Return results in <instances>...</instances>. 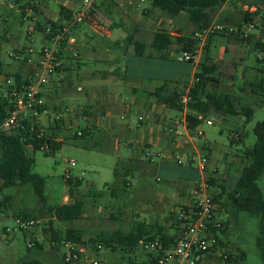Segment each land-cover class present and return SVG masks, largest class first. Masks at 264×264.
I'll return each instance as SVG.
<instances>
[{
	"label": "rangeland",
	"instance_id": "1",
	"mask_svg": "<svg viewBox=\"0 0 264 264\" xmlns=\"http://www.w3.org/2000/svg\"><path fill=\"white\" fill-rule=\"evenodd\" d=\"M29 1L37 7L39 14L32 9H27L25 5ZM78 1L0 0V81L5 77H13L15 73H19L21 79H24L32 72L34 62L37 60L36 51L46 42L43 34L34 28L36 20L40 17V21L45 25L48 21L54 22L58 20L59 5L65 6L71 3L75 5ZM120 1L121 8L120 6L118 8V5L114 6L111 0L95 3L96 6L92 7V18L89 17V19L98 31L88 24L89 19L72 30L71 34L75 42L67 46V56L63 59L61 69L52 75L43 90L47 113L41 114L37 123L41 126L42 132L52 133L51 140L61 141V144L59 148L51 152L46 149L47 145L43 150L27 149L34 160L32 171L44 178L43 202L37 201L30 184L5 187L0 190L2 203L0 206V264H21L28 260H36L40 264H65L62 261L61 244L54 245L50 239L51 231L55 228L62 230L65 227H75L89 234L113 230L125 233L135 230L142 224L144 230L154 231L156 226L152 224L155 222V214L149 217L151 208H160L162 219L158 220L157 217L158 225L161 220L163 222V217H171L173 223L174 209L180 202L178 196L180 189L190 194L195 184L201 183L202 179L208 176L219 180L225 192L231 191L235 186L239 171L244 165L242 152L255 142L252 128L257 122L264 120V107L258 103L259 97L253 92L252 86L257 68L264 67V51L253 48L255 39L264 41L263 14L258 12L255 15L248 9L245 10L251 13L250 16L254 19L253 22H248L253 24L252 28H244L245 34L251 36L249 39L245 38L242 41L229 39L228 31L215 33L208 36L203 45L204 47L208 43V50L205 51L202 48L194 57V60L200 62L207 56V63L215 66L212 76L216 83H211L206 90L230 95L237 109L251 108L252 116L249 121H246V117L242 114L222 117L211 113L197 127L203 132L202 136L197 137L193 131H190L189 137L180 138V146L167 140V143L152 145L145 153L141 152L136 137L138 116L142 114L140 109L133 108L126 113L124 120L130 124V128L124 133L106 125L94 127L91 133L77 136L78 131L86 129L88 118L83 119L84 114L81 109L78 110L79 107L73 97H83L86 87L81 80L92 77L95 72L91 73V71L105 67L107 71L114 73L112 69L117 63L116 58L120 56V44H115L113 37L118 32L123 37L131 34L133 39L148 44L154 31L169 30L166 22L167 15L158 9L151 8L148 0H144L138 7L124 0ZM240 1L248 6L253 2V0H230L227 7L225 6L213 22L226 29L235 28L238 24H248L241 20L242 13L245 11L240 5L235 4ZM20 5L24 7L21 8ZM144 8L148 10L145 11ZM22 11L24 18L21 16ZM171 19L180 25V22L183 24L184 19L187 21V15L183 13V17H171ZM101 25L106 29L112 26L117 27V25L120 28L114 29L117 33L112 37L102 36L103 40L100 37L103 34L99 33ZM180 28L183 31V27ZM84 31L90 35L85 38L87 41L83 39ZM172 31L179 30L172 28ZM86 44L94 45L96 48L89 49ZM124 48L126 47L122 49ZM29 49L33 52L29 53ZM149 49L148 47L147 50ZM177 49L176 46L175 50ZM77 54H80L81 58ZM77 59L82 60L83 63L76 65ZM137 59L140 58L128 56L126 59L125 64L131 72L133 70H138L142 74L154 72L158 77L163 76L162 80L172 82H176V79H173L175 76H180L179 81H185L190 74L191 63L187 61L168 57L164 61L157 62L158 66L149 68L136 63ZM69 67L74 73L81 74L82 79H76L74 73L68 80L58 77L59 74H66ZM107 92L105 97L110 98L112 91L107 90ZM116 92L113 96L117 100L119 93V101L131 95L128 87L122 88L121 91L117 88ZM65 108L70 112H65ZM165 111L167 114L175 113L172 109ZM56 115L61 117L63 124L60 128L53 130ZM119 115V113L115 114L118 123L122 122ZM158 120V128H162L164 124L165 129L170 122V120L162 122L161 117ZM206 120H210L212 124L206 125ZM92 122L95 124L94 118ZM141 123L143 126L141 130H143L148 125V121L143 120ZM203 147L208 149L205 150ZM203 155H206L208 161L205 170L200 172L197 169L198 157ZM130 157L133 161L126 163L127 158ZM192 157H195V160L192 161ZM68 160H73L75 165L70 167ZM115 167L119 169L118 176L113 173ZM126 168L131 170L128 178L131 185L123 186L122 178ZM65 170L69 171L72 181H79L73 189V198L82 200L83 212L79 219L58 223L48 209L73 199L69 196V187L65 183ZM257 185L264 198V172L257 180ZM91 192H101V194L97 196ZM217 192L219 188L215 186H210L208 189L209 194ZM160 197L162 198L158 204ZM220 201L226 203V195ZM217 207L220 206L216 205V209ZM218 214L220 220L228 223L226 234L220 237L221 240L224 243L227 242L230 249L245 252L244 264H263L255 246L258 217L244 211L232 212L223 208L218 210ZM18 218H33L40 220V223L33 229L22 230L16 223ZM87 237L88 234H85L84 243L87 242ZM34 239L38 246L33 244L27 246V243ZM86 244L81 245L87 246ZM93 254L99 264H143L146 261V252L141 248V244H138L131 252L117 246L116 250L102 247ZM200 264L226 263L207 256Z\"/></svg>",
	"mask_w": 264,
	"mask_h": 264
},
{
	"label": "trees",
	"instance_id": "2",
	"mask_svg": "<svg viewBox=\"0 0 264 264\" xmlns=\"http://www.w3.org/2000/svg\"><path fill=\"white\" fill-rule=\"evenodd\" d=\"M228 1L229 0H148L151 8L158 9L167 15L176 16L181 12L185 13L187 15V24L192 27L190 34L172 36L165 30L155 31L152 33L150 39L149 46L151 51L149 53L145 52L147 44L141 40L133 39L131 34L126 36V41L128 44H132L135 55L159 58H167L170 45L175 43L180 51L186 50L191 52L192 57L187 60V62L193 63L194 57L196 56L194 50L197 40L193 39L192 35L207 27L212 22L218 10ZM93 6L96 5L94 4ZM23 7L24 5L21 6V8ZM30 7L36 14L38 13L35 5L31 4ZM92 13L93 10L91 9L90 15ZM257 13V11L253 12L255 15ZM242 14V22H253L254 19L250 16L251 13L245 11ZM71 15V9L59 5L57 21L70 19ZM21 16L22 18L24 17L23 11L21 12ZM46 25H50V30L54 32L58 28V25L53 21H48ZM46 25L40 21L39 17L36 20L34 28L41 32L45 39H48L50 33L48 34L45 32ZM240 28L241 25L238 24L235 30L229 32L228 38L242 41L245 40V38L249 39V37H251L250 35L244 36L243 33L240 32ZM62 46L64 47V45ZM253 48L258 51H264V41L255 39ZM203 49L205 51L208 50V43H206ZM59 54L62 58H66L67 51L61 50ZM207 60L208 57L206 56L205 59L197 63L196 71L193 75V82L187 87L189 101L185 106L188 110L185 114L186 129L191 132L194 131L202 120L211 113L218 114L222 117L226 115L242 114L246 117V121H249L252 116L251 108L241 107L237 109L230 95L206 90L211 83H216L215 78L212 76V70L215 66L208 64ZM58 70L59 69H57V71ZM256 72V77L252 84L253 92L259 97L258 103L264 107V67L257 68ZM13 78H15L17 82L21 80L18 73H15ZM176 83L177 81H164L160 86L151 91H145L144 93L147 97L152 98L159 104H164L169 109L181 111L183 106L179 103V99L183 95L185 86L183 85L182 88H178ZM10 105V97L0 93V125L7 116L11 108ZM62 124L63 121L61 118L54 119L52 129H58ZM31 126H33V130L30 131ZM40 129L41 126H39L37 122L32 124L23 122V126L17 128L13 133H6L0 129V190L5 187L30 184L37 201L43 202L44 178L32 171L34 160L28 154L27 149L43 150L45 148L42 149V146L47 145L46 149L51 152L60 147L61 141L51 140L52 133L48 134L42 132ZM39 133L41 135L37 136ZM252 133L255 136V142L242 152L244 165L239 171L234 188L231 191L225 192V188L219 183V180L211 176L205 178V181L208 187L215 186L219 188V192L211 194L213 202L220 206L217 207V212L220 208H223L224 210L232 212L244 211L251 216L258 217V231L255 237V246L257 254L264 264V198L257 185V180L264 172V120L254 125ZM84 134H89V129L80 131V134H77V136L81 137ZM130 171L129 168H126L123 173V186L128 184ZM113 173L115 176L120 175L117 167L114 168ZM65 183L69 187V196L73 198V189L79 184V181H72L70 178L66 179ZM197 184H195L194 187H196ZM91 193L97 196L101 194V192ZM224 195H226L227 198L226 203L220 201ZM1 204L0 202V206ZM48 210L58 223L64 221L71 222L81 217L83 202L81 199L73 198L70 202L49 207ZM227 227V221L223 222L220 231L223 236L226 234ZM85 234H88L87 244L84 243L83 239ZM50 239L54 245L64 240H69L79 244H86L92 249H97L96 245L99 244L101 247L110 250H116L117 246H121L131 252L135 250L142 240L160 239L163 242H167L172 239V235H169L160 227L154 231H146L144 230V225L140 224L135 230L125 233L120 232V230H113L111 232L100 231L89 234L75 227H65L62 230L60 228H55L51 231ZM218 240L219 244H223L225 247L230 248L227 242L224 243L221 238ZM31 243L38 246L35 239ZM245 259L246 255L244 251L231 249V252L228 253L227 258L223 259V261L226 264H244ZM154 261L155 255L146 252V261L143 264H154ZM21 264H40V262L28 260L23 261Z\"/></svg>",
	"mask_w": 264,
	"mask_h": 264
},
{
	"label": "built area",
	"instance_id": "3",
	"mask_svg": "<svg viewBox=\"0 0 264 264\" xmlns=\"http://www.w3.org/2000/svg\"><path fill=\"white\" fill-rule=\"evenodd\" d=\"M101 0H79L77 7L72 10L70 19L63 21H54L58 28L56 31L50 30V25H46L45 32L50 33V37L45 39V44H42L36 51L37 60L32 72L26 78L19 82L13 77H5L0 81V93L10 97V110L0 125V129L6 133H13L17 128L23 126V122L35 123L40 120L43 113H47L45 108L43 90L47 86L50 78L57 69H61L63 59L59 51H68L67 46H71L75 39L72 36V30L90 17V11L93 5ZM129 4H134L138 7L144 0H124ZM31 1L25 6L31 9ZM11 7V4H9ZM24 18V17H23ZM244 26V27H243ZM240 32L245 34L244 28H252L253 24H243ZM235 28L223 27L220 24L211 22L207 27L192 35L193 39L197 40L195 54L199 53L208 36L224 31L231 32ZM64 45V47L62 46ZM29 53L33 51L28 50ZM10 56H12L10 54ZM192 57L191 52L186 50L179 51L178 59L187 61ZM189 101L188 88L179 99V103L185 108ZM65 112H70L65 108ZM61 118L56 115L55 119ZM140 119V118H139ZM182 122L185 125V114H181L178 119L170 120L166 131L172 132L173 128ZM206 125H211L210 120L205 121ZM33 126L30 127V131ZM194 135L200 137L203 132L197 127L193 131ZM80 134V131L77 132ZM39 133L37 136H40ZM45 147L42 146V149ZM152 161V158H150ZM192 161L195 157H192ZM208 161L206 155L198 157L197 169L200 172L205 170V165ZM70 167H73L74 161L68 160ZM71 175L68 170L64 172V179H70ZM208 184L203 178L201 183H198L192 190V198L189 204L180 205L174 209V223L176 229L172 234V239L163 242L160 239H145L140 242L141 248L155 255L154 264H200L207 256L214 259L227 258L230 248L219 244L221 234V225L223 220L219 219V214L216 211V204L212 200L211 194L208 193ZM18 228L29 230L35 228L40 220L33 218L16 219ZM63 249L62 261L65 264H99L95 259L94 254L101 249V245H96L97 249H92L88 245L83 246L69 240L60 242ZM32 243L28 242L27 246Z\"/></svg>",
	"mask_w": 264,
	"mask_h": 264
},
{
	"label": "crops",
	"instance_id": "4",
	"mask_svg": "<svg viewBox=\"0 0 264 264\" xmlns=\"http://www.w3.org/2000/svg\"><path fill=\"white\" fill-rule=\"evenodd\" d=\"M119 1L120 0H115V1L111 0V3L114 6L118 5V8H119V6L121 8V1L120 2ZM229 2H230V0L228 2H226L218 10V12L215 14L212 22L217 19L219 13L225 8V6L227 7V4H229ZM77 4L74 5L71 3L69 5H65V4L64 5L67 8L72 10L73 8L75 9L77 7ZM235 4L240 5L242 7V10H244V11L247 9L249 12L257 11V12H260L261 14H263V16H264V0H253L252 4H250L249 6L247 4H243L241 1L238 3H235ZM101 7H103V6H101ZM103 9H105V8L103 7ZM144 9H145V11L148 10L147 8H144ZM90 17H91V15H90ZM171 17L181 18V17H183V13L181 12L180 14H178L176 16L167 15L166 22L168 24L169 30L168 29H161V30L167 31L172 36L189 35L190 34L192 27L187 24V21L185 19H184L183 24H182V22H180V25H179L177 21H176V23H174L173 22L174 19H171ZM87 21H88V24L92 28H95V30H96L94 23L90 19ZM241 26H243V25H241ZM80 27L78 29H80ZM180 27H183V31H181ZM99 28L101 30V31H99V33L103 34L100 37L104 40V38L102 36H105V37L111 36L112 37L113 34L115 35L117 33V32H114V29L120 28V26L119 25H117V27L112 26L110 29H106L101 25V26H99ZM172 28L174 30H179V31L173 32ZM96 31H98V29ZM157 31H160V30H157ZM82 33H83V39L84 40L86 37L90 36L85 31ZM247 35H249V34H244V36H247ZM126 36L123 37V36H121L120 32H118L116 34V36L113 37L114 43L120 44V56L116 58L117 63L114 64V68L112 69L114 71V73H111L110 70L107 71V68L102 67L100 69L91 71V73L95 72V74L92 77H89V78L86 77V78L82 79L81 74L76 73V72L74 73L72 71V68L69 67L67 69L66 74H64V73L61 75L59 74L58 77H64L68 80V79H70V77L74 73L76 79H82L81 81L84 84V86L86 87L84 95H83V97H73V100L77 102L76 105L79 107L78 110L81 109L82 113L84 114L83 119L85 120L86 118H88V120L86 121V123H87L86 129H89V133H91L92 128H94V127H103L106 125L110 126L112 129L119 130L120 133L126 132L127 130H129L130 124L124 120L125 115H127L126 113H129L131 111V109L135 108V109H140L142 111V114L138 116L139 125L136 128V133H137L136 137L138 139L137 143L141 148V152L146 153V151H148V149L151 148L152 145H158L159 143L164 144V143H167V140H171L176 146H180L181 145L180 138L189 137L190 131L186 129L185 125L182 122H178V124L173 128V131L167 133V131L163 128L164 124H163L162 128H158V125H159L158 119L161 117L162 122H164V123L167 121L169 122V120L178 119V117L181 114H186L188 112L187 108L185 107L181 111L175 110L174 114H167L165 110L169 109L168 107H166L164 104H159V103L155 102L152 98L147 97L144 93L145 91H151L154 88L160 86L164 81V80H162L163 76H161V77L159 76L160 77L159 78L157 76V74L154 72H151L148 74H142L138 70H133V72H131L129 70V68L127 67V65L125 64L128 56H132V58H134V57L140 58V59H137L135 62L136 63L138 62L142 67H149V68L158 66L157 62L164 61L168 57H171V58L176 59L178 61H184V60L178 59V54H179L180 49L175 50L177 45L175 43H173L170 45V47L168 49L167 58L137 56L134 54L132 44L127 43ZM85 41H87V40H85ZM80 42H82V41L80 40ZM209 42H210V40H209ZM84 43L85 42H83V44ZM125 43H127V44L124 46ZM149 43H150V41H149ZM149 43L147 44V48L148 47L150 48ZM86 47H88L89 49L96 48L94 45L91 46L89 44H86ZM123 47H126V48L122 49ZM147 48H146L145 52L149 53L151 51V48L149 50H147ZM173 52L174 53L176 52V54H172ZM78 56H79V58H81L80 54ZM27 58L28 57H26V59ZM36 59H37V57H36ZM76 61H77V62H75L76 65L83 63L82 60L79 61L77 59ZM35 62H36V60H35ZM197 63H198V61L194 60V62L190 64V74H189V77L187 80L179 81L178 78L180 76L173 77V79H176V81H178L176 83L178 88H182L184 85L185 89H186L187 87H189L192 84L193 75H194V72L196 71ZM133 81H135L136 83ZM124 87L125 88L128 87L131 90V95L128 97H125L123 101H119V99H118L119 93H118L117 94V100H116L114 98L113 94L119 92V91L116 92L117 88L121 91V89ZM79 88L80 87H78V89ZM107 90H109L110 92L112 91L110 93V98L105 97ZM43 95H44V91H43ZM116 113L120 114L119 119L122 120V122L118 123L116 121V117H115ZM93 118H94L95 124L92 122ZM143 120H147L148 125H146L144 127L145 129L141 130V128H143L142 123H141ZM167 126H169L168 123H167ZM184 147L186 148L187 146L185 145ZM203 149L207 150L208 148L203 147ZM129 161H133V158L132 157L127 158L126 163H128ZM128 184L131 185V183L129 181H128ZM178 196L180 198V202H179V204L176 205V207L180 206V205L189 204V202L192 198V192H190V194H186L183 191V189H180L178 191ZM161 198L162 197L159 198L158 204L160 203ZM151 209L152 210H151V214L149 215V217H151L152 215L154 216V214H155V216H154L155 222L152 225L156 226L155 227L156 229H158L160 227L163 231H165L169 235H172L176 229V227H174V222L173 223L171 222L173 219L171 220V217L170 218H168V217L164 218L163 217V222L161 220L160 225H158L159 223L157 221L162 219V217L160 215V208L154 207ZM157 214H158V216H157ZM157 217H158V220H157Z\"/></svg>",
	"mask_w": 264,
	"mask_h": 264
}]
</instances>
